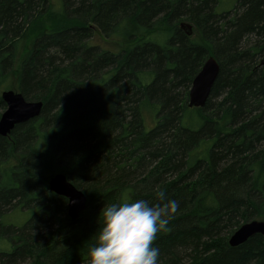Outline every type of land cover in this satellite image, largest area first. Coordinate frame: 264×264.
<instances>
[{
    "label": "trees",
    "instance_id": "1",
    "mask_svg": "<svg viewBox=\"0 0 264 264\" xmlns=\"http://www.w3.org/2000/svg\"><path fill=\"white\" fill-rule=\"evenodd\" d=\"M56 5L0 0V117L6 91L43 104L0 136V264H85L102 207L156 203L160 190L179 210L154 241L159 264L182 252L186 264H264V237L227 244L264 220V1ZM210 56L219 65L210 97L188 109ZM56 175L86 197L75 221L48 188ZM11 213L27 218L4 223Z\"/></svg>",
    "mask_w": 264,
    "mask_h": 264
},
{
    "label": "clouds",
    "instance_id": "2",
    "mask_svg": "<svg viewBox=\"0 0 264 264\" xmlns=\"http://www.w3.org/2000/svg\"><path fill=\"white\" fill-rule=\"evenodd\" d=\"M156 203L125 198L101 208L102 223L85 264H158L160 251L153 246L159 233L167 232L179 202L163 190Z\"/></svg>",
    "mask_w": 264,
    "mask_h": 264
},
{
    "label": "water",
    "instance_id": "3",
    "mask_svg": "<svg viewBox=\"0 0 264 264\" xmlns=\"http://www.w3.org/2000/svg\"><path fill=\"white\" fill-rule=\"evenodd\" d=\"M179 29L188 37L193 34L189 23H180ZM262 65L264 60L260 62V66ZM218 73L217 61L212 56L208 57L191 83L187 100L188 109H200L205 106ZM1 99L6 106L0 117V136L2 137L9 135L16 125L38 117L42 110V102H27L22 95L13 91L3 92ZM48 188L55 195L67 200V216L72 221L77 220L86 207L85 195L70 184L63 175L50 178ZM255 236L264 237V220H253L241 225L229 236L227 244L231 248L238 247Z\"/></svg>",
    "mask_w": 264,
    "mask_h": 264
},
{
    "label": "rangeland",
    "instance_id": "4",
    "mask_svg": "<svg viewBox=\"0 0 264 264\" xmlns=\"http://www.w3.org/2000/svg\"><path fill=\"white\" fill-rule=\"evenodd\" d=\"M221 1H225V0H221ZM58 2V0H51V4L53 5V8H56V3ZM55 6V7H54ZM232 6V3L231 2H226L224 3L223 5H221L219 7V10H224V9H228ZM221 99H218L216 102H214V104H217L220 102ZM20 216H18V214L16 215V213H11V214H8L7 216L4 217L3 219V222L6 223V224H16V225H22L21 223H24V219L27 218V216H24V215H21L19 214ZM181 259H179V262L180 264H186L188 262V252H182L181 253ZM160 262H158L159 264ZM177 263V264H178Z\"/></svg>",
    "mask_w": 264,
    "mask_h": 264
},
{
    "label": "bare ground",
    "instance_id": "5",
    "mask_svg": "<svg viewBox=\"0 0 264 264\" xmlns=\"http://www.w3.org/2000/svg\"><path fill=\"white\" fill-rule=\"evenodd\" d=\"M202 66H203V65H202ZM202 66H201V67H202ZM200 69H201V68H200Z\"/></svg>",
    "mask_w": 264,
    "mask_h": 264
}]
</instances>
